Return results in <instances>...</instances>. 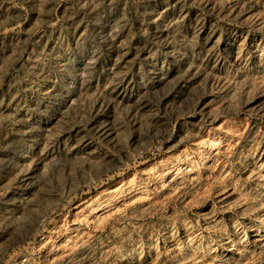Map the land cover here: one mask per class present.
I'll return each instance as SVG.
<instances>
[{
	"label": "rangeland",
	"instance_id": "obj_1",
	"mask_svg": "<svg viewBox=\"0 0 264 264\" xmlns=\"http://www.w3.org/2000/svg\"><path fill=\"white\" fill-rule=\"evenodd\" d=\"M0 264H264V0H0Z\"/></svg>",
	"mask_w": 264,
	"mask_h": 264
},
{
	"label": "bare ground",
	"instance_id": "obj_2",
	"mask_svg": "<svg viewBox=\"0 0 264 264\" xmlns=\"http://www.w3.org/2000/svg\"><path fill=\"white\" fill-rule=\"evenodd\" d=\"M257 235H259V233H253V234H252V236H257Z\"/></svg>",
	"mask_w": 264,
	"mask_h": 264
}]
</instances>
